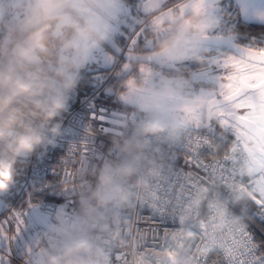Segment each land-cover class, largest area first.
<instances>
[{
	"label": "clouds",
	"instance_id": "1",
	"mask_svg": "<svg viewBox=\"0 0 264 264\" xmlns=\"http://www.w3.org/2000/svg\"><path fill=\"white\" fill-rule=\"evenodd\" d=\"M228 38L236 46L264 40V4L0 0V193L57 143L68 166L48 219L35 225L25 213L18 264H112L122 229L130 223V239L136 235L153 173L187 154L188 129L207 115L201 89L212 91L193 73L226 67L230 53L218 56L215 45ZM88 83L106 97L105 112L96 119L89 113L66 136L71 102ZM239 187L260 196L248 181ZM168 252L145 250L140 264H196L199 255L188 245L171 258Z\"/></svg>",
	"mask_w": 264,
	"mask_h": 264
},
{
	"label": "snow or ice",
	"instance_id": "2",
	"mask_svg": "<svg viewBox=\"0 0 264 264\" xmlns=\"http://www.w3.org/2000/svg\"><path fill=\"white\" fill-rule=\"evenodd\" d=\"M240 3L247 6L249 0ZM234 39L215 45L218 56L230 53L226 67L193 73L194 82L207 81L212 87L207 93L201 89L207 115L202 112L188 129L184 160L196 171L176 170L172 163L166 172L155 171L142 201V208L152 213L149 219L158 216L171 224L164 230L162 245L153 237V247H167L169 258L188 245L197 248L196 264H264V40L236 46ZM104 112L100 109L101 118ZM91 113L96 119L94 106ZM244 181L260 196L247 195L239 187ZM226 195L235 200H224ZM205 211L208 217L202 219ZM24 216V211H14L0 220V264L19 258L17 234ZM140 219L138 215L136 220ZM152 231L155 234L156 229ZM135 233L130 239V223L122 229L124 240L110 253L112 264H135L133 254L146 240L139 227Z\"/></svg>",
	"mask_w": 264,
	"mask_h": 264
},
{
	"label": "built area",
	"instance_id": "3",
	"mask_svg": "<svg viewBox=\"0 0 264 264\" xmlns=\"http://www.w3.org/2000/svg\"><path fill=\"white\" fill-rule=\"evenodd\" d=\"M107 103L106 97L99 92L97 85L90 86V89L82 87L73 98L69 112L66 115L64 124L67 131L64 134L72 136L75 133V126L79 121L88 117V114L91 113V106H94L98 112L100 109H104ZM63 152V144L57 143L50 146L43 155H34L31 158L28 166L21 170L17 183L7 193H0V205H2L0 206V220L6 219L22 202L25 203L22 211L28 214L27 218L31 223L42 225L48 219L47 208L62 198L59 183L65 175V168L68 167L60 159ZM171 163L176 170L183 172L196 171L194 167H190L185 163L182 155L176 157ZM29 203H35L36 207L28 209ZM5 205L11 207L4 211ZM140 216L143 219L137 221V227L144 232L146 240L140 242L144 246H138L133 254L135 264H140L141 254L145 253V250L152 252L160 248L153 247L154 235L159 238L156 243L162 245L164 230L171 227L170 222H163L158 216L149 219L152 213L147 208L140 210ZM152 229H156L155 234ZM14 261L18 263V261Z\"/></svg>",
	"mask_w": 264,
	"mask_h": 264
},
{
	"label": "trees",
	"instance_id": "4",
	"mask_svg": "<svg viewBox=\"0 0 264 264\" xmlns=\"http://www.w3.org/2000/svg\"><path fill=\"white\" fill-rule=\"evenodd\" d=\"M249 32H250L251 34H256V32H257V28H256V26H252V27L249 29ZM83 87L86 88V89H90V86H88V85H84ZM24 207H25V203L22 202V203H20V204L18 205L17 210H18V211H22V210L24 209Z\"/></svg>",
	"mask_w": 264,
	"mask_h": 264
},
{
	"label": "crops",
	"instance_id": "5",
	"mask_svg": "<svg viewBox=\"0 0 264 264\" xmlns=\"http://www.w3.org/2000/svg\"><path fill=\"white\" fill-rule=\"evenodd\" d=\"M255 3L264 4V0H254Z\"/></svg>",
	"mask_w": 264,
	"mask_h": 264
},
{
	"label": "rangeland",
	"instance_id": "6",
	"mask_svg": "<svg viewBox=\"0 0 264 264\" xmlns=\"http://www.w3.org/2000/svg\"><path fill=\"white\" fill-rule=\"evenodd\" d=\"M15 211H18L17 209ZM14 227V226H13ZM13 264H18L17 262L13 261Z\"/></svg>",
	"mask_w": 264,
	"mask_h": 264
},
{
	"label": "water",
	"instance_id": "7",
	"mask_svg": "<svg viewBox=\"0 0 264 264\" xmlns=\"http://www.w3.org/2000/svg\"><path fill=\"white\" fill-rule=\"evenodd\" d=\"M89 86L94 87V86H96V85H95V84H90Z\"/></svg>",
	"mask_w": 264,
	"mask_h": 264
},
{
	"label": "flooded vegetation",
	"instance_id": "8",
	"mask_svg": "<svg viewBox=\"0 0 264 264\" xmlns=\"http://www.w3.org/2000/svg\"><path fill=\"white\" fill-rule=\"evenodd\" d=\"M252 35H255V34H252ZM90 84H91V83H88V84H85V85H88V86H89Z\"/></svg>",
	"mask_w": 264,
	"mask_h": 264
}]
</instances>
